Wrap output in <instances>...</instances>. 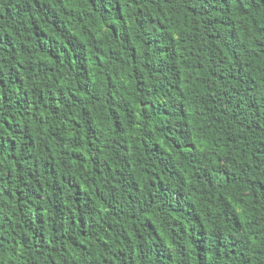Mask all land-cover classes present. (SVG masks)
I'll list each match as a JSON object with an SVG mask.
<instances>
[{
	"label": "trees",
	"instance_id": "16d2710c",
	"mask_svg": "<svg viewBox=\"0 0 264 264\" xmlns=\"http://www.w3.org/2000/svg\"><path fill=\"white\" fill-rule=\"evenodd\" d=\"M0 264H264V0H0Z\"/></svg>",
	"mask_w": 264,
	"mask_h": 264
}]
</instances>
